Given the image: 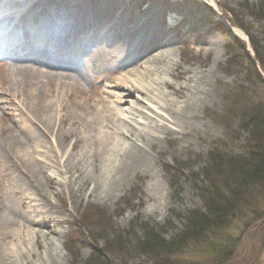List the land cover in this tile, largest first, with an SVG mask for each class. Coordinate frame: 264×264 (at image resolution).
<instances>
[{"label": "bare ground", "instance_id": "obj_1", "mask_svg": "<svg viewBox=\"0 0 264 264\" xmlns=\"http://www.w3.org/2000/svg\"><path fill=\"white\" fill-rule=\"evenodd\" d=\"M141 3L0 0V28H7L0 38V73L7 81L0 89V159L10 171L8 192L0 189V264H63L57 250L63 246L65 232L55 227L66 218L64 211L54 208L50 196L63 193L68 205H77L90 187L88 196L111 202L131 173L150 167L147 148L196 119L208 95L210 74L184 75L185 84L177 86L162 80V86L183 99L181 105L174 107L169 96H152L148 73L160 60H165L168 73L174 52L172 38L155 25L164 0H153L144 9ZM232 34L243 37L235 29ZM82 56H88L89 63ZM99 68L120 69L123 75L115 88L146 94L144 99L156 102L154 109L163 112L160 116L172 127L155 118L135 127L129 123L134 120L129 117L135 114L132 109L96 108L95 103L103 101L93 100L85 88L96 79L94 71ZM17 93L23 96L29 117H13L8 126L5 111L16 106L9 99L15 100ZM65 141L71 150L81 144L83 150L66 155ZM50 152L57 155L56 164ZM46 168H53L61 179L46 176ZM153 186L147 197L151 214L163 201L159 187Z\"/></svg>", "mask_w": 264, "mask_h": 264}, {"label": "rangeland", "instance_id": "obj_2", "mask_svg": "<svg viewBox=\"0 0 264 264\" xmlns=\"http://www.w3.org/2000/svg\"><path fill=\"white\" fill-rule=\"evenodd\" d=\"M152 1L141 0L142 9L149 6ZM188 1L164 0L165 7L156 12V28L165 37L172 38L171 47L174 55L171 68H167L168 73L164 70L165 60H160L153 66L152 71H149V79L153 81L152 96H155L154 98L169 96L174 107L181 105L183 99L177 98L178 95L173 94L172 88H166L160 83L163 80L174 86L183 85L185 84L183 76L187 74L191 76L194 73H198L199 77L210 74L208 95L202 106L197 109L196 119L191 124L177 129L175 134L170 133L166 138H160L147 148L150 167L131 173L127 184L116 191L111 202L88 196L90 187L85 189L86 195H82L83 199L77 205L75 203L68 205V198L63 193L57 197L50 196L54 208L64 211L63 217L66 218V221L55 227L56 230L65 232L63 246H58L57 250L63 256H61L63 264H96L97 255L103 264H264L262 190L249 191L251 192L249 194L254 196L255 208H259L256 214L247 210L248 208H241V214L225 220L226 225L218 230L214 229L213 234L209 232L204 234L206 236L197 237V241L195 239L180 244L179 247L176 245L178 241L176 237L185 227L186 214L193 210L201 213L203 211L199 190L206 186L201 170L207 166L209 151L215 147L224 155L232 156L240 152L243 145L248 142L247 132L239 130L235 120L227 118L230 119L227 126L221 122L220 116H223V111L226 110L223 96L225 91L234 85L242 84L247 73L243 65L231 61L226 51L228 40L225 32L229 37L243 43L245 51L251 58L253 53L247 37L233 23L240 21L243 26L251 24V33L258 40L262 38L264 32V22H252L247 13L251 8L254 9L260 0H203V4ZM182 6L189 9L187 11L179 9ZM234 29L240 31L243 37L233 35ZM38 43H41V39ZM209 43L213 46H209ZM82 57L85 63H89L88 56ZM140 71L144 70L140 68ZM94 73L96 79L86 85L85 91L87 94L90 92L93 100L103 101L96 102V108L132 109L135 114L129 117H133L134 120L129 123L135 127L141 126L137 122L147 123L153 121L152 118L172 127L160 116L164 113L154 109L153 105L155 106L156 102L144 99L148 98L146 94L135 93L128 87L115 88L116 80L123 75L120 69L102 71L99 68L95 69ZM129 76L131 80H136L135 75ZM261 76L264 79L263 73ZM149 79L147 81H150ZM6 82L0 73L1 90L5 89ZM253 88L259 96L264 91ZM145 93L148 94V91ZM9 100L16 106L13 108L7 106L6 125L10 126L17 116L29 117L27 108L22 106L23 96L19 95L15 100L10 97ZM73 133L77 138L82 135L79 131ZM66 144L67 141L64 142V145ZM67 145L66 155L69 153L75 156L83 150L82 144L73 150ZM50 153L56 164L58 160L54 157L57 155L54 152ZM5 165L8 167V163L1 158L0 189L8 192L10 171ZM224 170L221 168L220 172L223 174ZM45 174L56 180L61 179L53 168H46ZM152 185L159 187L163 197L160 209L154 214L148 209L150 201L147 199L153 193ZM57 190L59 192V189ZM2 200L0 196V205ZM149 230L157 235L155 237H158V240L164 241V245L171 248L173 246V249L179 248V253L158 260L149 254L134 251L132 247L136 243L148 239L144 235L145 231ZM117 246L124 248L123 253L126 254L120 252L109 254L102 251L105 247L116 249Z\"/></svg>", "mask_w": 264, "mask_h": 264}, {"label": "trees", "instance_id": "obj_3", "mask_svg": "<svg viewBox=\"0 0 264 264\" xmlns=\"http://www.w3.org/2000/svg\"><path fill=\"white\" fill-rule=\"evenodd\" d=\"M247 13L252 22H264V0H260L254 9L251 8ZM233 25L247 37L253 57L247 54L243 43L229 37L225 32L228 40L226 51L231 61L243 65L247 73L242 84L234 85L225 91L223 96L226 110L220 117L225 126L230 120L227 118L235 120L238 129L247 132L248 142L243 145L240 152L232 156L224 155L215 147L209 151L207 166L201 170L206 183V186L199 190L203 211L201 213L193 210L186 214L185 227L176 237L178 247L195 239L197 241V237L201 238L199 236L209 232L213 234L214 229L218 230L226 225L225 220L241 214V208H248L247 210L256 214L259 208H255L254 196L250 195L249 191L264 192V91L260 92L259 96L253 88L264 90V79L261 76V73L264 74V46H262L264 32L262 38L258 40L251 33V24L243 26L238 21ZM221 168L225 169L223 174L220 172ZM144 236L148 239H145V242L144 239L142 242L137 240L138 243L132 247L134 251L149 254L158 260L179 253V248L173 249V246L171 248L164 245V241L158 240V237H155L157 235L151 230L145 231ZM114 247H105L102 251L109 254L116 252L126 254L123 253L125 249L121 246H117L116 249ZM96 264H103L98 255Z\"/></svg>", "mask_w": 264, "mask_h": 264}]
</instances>
